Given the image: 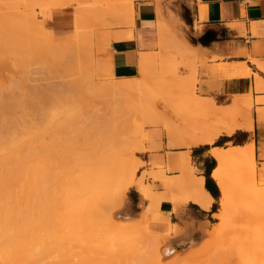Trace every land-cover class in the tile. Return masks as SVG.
Listing matches in <instances>:
<instances>
[{
  "label": "bare ground",
  "instance_id": "6f19581e",
  "mask_svg": "<svg viewBox=\"0 0 264 264\" xmlns=\"http://www.w3.org/2000/svg\"><path fill=\"white\" fill-rule=\"evenodd\" d=\"M128 5L130 6L128 11H124L126 23L130 21L129 17L134 16L133 2L131 1ZM190 47L192 48V46ZM143 61L145 63L141 62L142 70L149 62V57H145ZM225 65L220 67L221 72H228L229 66ZM249 70L247 66L239 64L230 67L232 73H247ZM128 83L120 82V86L116 84L113 87L122 90L129 86ZM7 85L6 87L10 88ZM5 101L0 102V106L2 103L4 107L5 104L6 107L10 105L11 102L6 101L7 103H5ZM199 102L200 99L193 96L188 100L190 108L197 106ZM17 103L19 104V102ZM60 107L63 108L56 109L54 114L61 111L64 116H70L71 112L66 109L65 105ZM219 108L227 110L225 107ZM148 112L151 113L150 110ZM5 113V111L4 113L0 111V264H215V261L219 262L218 264H264V240L261 239L255 241V245L252 243V246L254 245L253 254L248 253L251 252L249 250L251 246L247 242L248 245H246L249 247L246 249L245 246V251L248 250V252L245 255L243 253L241 257H237L236 254L237 249L240 250L239 248L233 250L239 246L235 245L241 243V239H237V237L236 240L232 239L233 243L236 241L235 244H232V247L235 246L232 251L228 248L232 252L230 253L232 256L224 248H218L219 252H217L218 250L214 251L217 252L216 257H213L214 253L185 255L187 250L197 242V239L189 233V228L170 222L168 220L170 218H167L170 228V232L167 234L145 231L146 228L143 229L138 225L143 217L133 215L125 194L130 186L137 184L142 196L150 201L144 211V213L147 212L146 215L142 214L144 218H151L153 216L152 205L157 209L163 201L173 203L175 208L188 201L208 207L211 196L205 188V178L196 173L190 155L182 149L191 144H214L219 134L231 133L236 126L224 128L214 124L215 132L198 137L190 131L183 132L166 124L169 127L165 126L170 147L182 150L181 157L176 163L180 171L177 174H168V168L151 171V177L159 181L165 189V192H159L162 194H157L158 192L156 193L152 184L145 182L144 177H147V174L140 175L139 179L136 178L138 165L142 161L135 158L133 152L125 153L123 151L124 153H121L122 151H119L118 154L112 150L110 142L114 140L108 133L113 127L110 129L105 127V130L96 127L89 130V127L73 131L61 145L65 147H63L65 150L67 149L66 152L61 150L66 154L68 152L66 156L58 158V156L54 157L52 154L46 153L50 152L47 150L50 147V149L53 148L51 151L54 152L53 154H58L55 151H59L60 146L58 145L57 150L54 145L61 142L54 139L46 144H49V147L44 146L46 148L44 150H47L44 151V154L47 156L43 152V156H39L38 153L37 155L33 153L35 151H31L35 147L36 139L34 127L26 126L28 134L26 137H30L28 141L31 138L34 139V142L32 139L28 142L26 138L24 144L20 141L22 137L20 136V139V133L17 131L19 125L11 119L13 115L9 118L10 115L8 114L9 117H7L8 115ZM152 116H150L151 119ZM156 116L153 118L155 122ZM205 116L209 118L207 120L211 121L214 112L209 109ZM155 122L151 120V123ZM236 125L241 126V124ZM78 135L82 140L76 139ZM122 135L124 136V134ZM120 139L119 141L122 140V143L123 138ZM142 147L144 150L148 148L146 145ZM210 153L218 161L212 175L221 189L220 208L215 214L219 221L215 223L212 235L216 238L223 236L231 228L230 224H239L241 221L242 225L243 222L250 221V219L252 224L248 223L252 229L249 227L250 230L246 231L248 225L246 223V226L243 224L245 228L241 229L239 233L246 231L245 234L251 232L254 234L255 227L252 226L260 224V218L264 217V187L259 185L255 175L254 144L214 147ZM59 156L62 155L59 154ZM114 182L117 184V189L119 185L118 202L120 207L116 211L108 213L107 207L105 208L104 205H110L116 201L112 190ZM174 191L179 194H175ZM240 194L251 199L250 201L246 197L251 202V207L247 209L249 207L247 205L245 211V208H242L243 212H239L242 215L240 214L238 217V212L235 216L233 214L237 209L236 200ZM246 201H244L245 204ZM241 204L243 206L244 203ZM160 217L158 215V218ZM254 219L257 221L255 222ZM263 222L260 226L264 225ZM161 225L158 224V226ZM262 229L261 231H264ZM252 237L253 235L248 238L252 239ZM254 237L257 236L254 234ZM139 239L145 241H143L145 245H141L142 247L136 246V241ZM244 240L246 241V239ZM244 242L242 241L243 245H240L244 246ZM227 244L223 245L227 246ZM254 250H258L260 254ZM49 255L57 257L54 262L45 261Z\"/></svg>",
  "mask_w": 264,
  "mask_h": 264
},
{
  "label": "rangeland",
  "instance_id": "374dc122",
  "mask_svg": "<svg viewBox=\"0 0 264 264\" xmlns=\"http://www.w3.org/2000/svg\"><path fill=\"white\" fill-rule=\"evenodd\" d=\"M131 1L135 4L136 1L144 0H88L87 2H82L78 4L74 30L67 35H63L54 32L49 27V20L53 14V9L67 5V0L62 5L56 3L59 6H53L55 4L53 0H0V94L2 95H0V100H2L0 102H3V100L11 102H8L10 105H7V107L11 106L8 109L6 104L4 107L2 103L0 111L3 113L5 111V114H9L10 117L9 115L7 116L9 118L13 115L11 119L19 125L17 131L20 133L19 137H22L20 141L24 144L26 143L25 139L27 138L28 141V138H30L26 137L28 136L26 126L34 127L36 139L35 147L31 151H35L36 153H33L36 155L38 153L39 156H43L44 149L50 146L46 144L52 142L53 139L61 142L54 145L56 149L60 146L58 148L59 151H55L58 154H53L54 152H51L53 148L51 150L50 147L49 149L47 148L50 152L47 150L45 152L48 155L52 154L54 157L58 156V158L66 156L68 154V152L67 154L65 153L67 149L65 150V147L61 145L73 131L76 132L79 129L89 127V130H93L95 127L104 130L105 127L109 129L113 127L114 129H110L108 133L114 140L110 142L112 150H115L118 154L121 151V153L133 152L135 158L142 161L138 165L136 178L139 179L140 175L147 174V177H144L145 182L151 183L156 193L158 192L157 194H162L159 192H165V189L159 181L151 177V171L168 168V174L179 173L180 168L176 166V163L181 157V151H186L190 155L192 146H194L191 144L180 151H178L179 148L170 147L167 128L172 125L174 129H179L183 132L190 131L199 137L215 132V125L224 126L223 120H215L214 118L211 121L207 120L209 118L205 116V113L210 107L203 102L202 98L198 97L200 102L197 106L189 107V98L199 96L196 86L199 68L207 65L209 59L200 54L193 56L179 49L176 43V36L184 38L192 44L195 43V38L186 25H184L185 30H182L180 26L171 24L172 35L171 33L169 34L170 36H168V39L158 51L152 52L151 59L147 62L139 77H134L133 79H116L113 77L110 62L105 55L111 42L108 39L110 36L109 29L121 25L119 23L120 18L115 15V11H128L130 7L128 4ZM172 1L161 0L163 6L171 4ZM125 2H128L126 3L127 5ZM51 7L52 9L50 10ZM184 11L185 15H187L186 7ZM120 82H129L130 84L128 83L129 86L122 90L113 87L116 84L120 86ZM6 85L10 86V88H7ZM6 101L5 103H7ZM63 105L68 111L70 110V116H64L61 111L54 114V111L63 108L60 107ZM147 110H150L151 113ZM144 115L145 117H143ZM150 116H152V119ZM154 116H156L155 120L157 123L153 119ZM164 117H166V120ZM151 120L155 123H151ZM166 124H169V127ZM118 138H123L124 143L122 142V144V140L120 139L121 141H119ZM76 139H79V135ZM32 140L34 142V139ZM144 145L148 146V150L142 149ZM190 147L192 148L190 149ZM62 149L65 150V152L62 151L63 154L61 152ZM188 149H190V153ZM29 153L32 154V152ZM59 154L62 156H59ZM190 158L198 174L197 159L194 158L192 153ZM253 162L257 181L261 187H264V162L256 159L255 154ZM116 186L117 184L115 183L114 189L112 188L116 201L113 202L114 204L104 205L105 208L107 207L108 213H112L120 207L118 202L120 196L119 185L118 189ZM135 190H138L137 184L130 186L125 194L133 215L135 217L139 215L143 217L138 225L143 227V229L146 228L144 229L145 231L148 230L156 234H167L170 232L166 221L167 217L171 219L170 211L167 210L168 201L161 202L160 207L157 209L156 207L154 208L153 203L150 204L152 205L153 216L144 218L142 214L150 201L142 196L144 199L140 204H137L134 195ZM176 193L179 194L177 191ZM242 196H244L243 199H241ZM238 197L237 200L239 201L236 200V203L241 206L236 207L237 209H235L236 211L233 215L235 216L238 212L237 215L239 217L243 212L242 208H245V211L247 205L249 206L247 209L251 207V199L246 196L249 201L243 194ZM243 200L248 201L245 204ZM169 203L173 205V203ZM241 203L245 205L243 204L242 206ZM181 205L176 208L174 205L172 207L177 211ZM219 206L218 199L216 211ZM157 214L161 217L158 218ZM154 215L157 217L153 218ZM175 219L173 217V220ZM263 219L264 217H261L260 221L258 220L260 222V224L257 223L258 226L255 223L252 226L253 228L255 227L253 233L257 237H254L252 232L249 233L250 235L245 234L247 229H252L248 223L251 219L245 223L243 222L242 225L241 221L239 224H230L231 228L228 232L218 238L212 235L214 225L219 221L216 217L209 223H200L197 226L194 223H186L187 225L185 224L183 227L189 228L197 242L187 250L185 255L214 253L212 255L216 257L215 254L219 252L218 248H224L230 255L232 248L239 245L233 250L239 248L241 251L237 249V252H239H234H236L237 257H241L243 253L244 255L245 253L247 254L248 250L245 251V246L248 249V244L251 246L249 247L251 252L248 253L253 254L254 242L260 239L264 240V231H261L262 228L264 229V225L260 226L261 222L264 221ZM159 221L164 223V227L160 229L158 228ZM243 224L244 226L247 225L246 231L242 232L244 234L239 233L241 229L245 228ZM233 225L234 227L232 228ZM245 235L250 238L253 235V237L249 239ZM236 237L241 239V243L240 240L239 243L242 245V241L244 242V239H246L244 246L237 244L232 247V244L236 243L234 240L233 243L232 239L236 240ZM143 241L144 239L137 240L136 246L142 247L141 245H145V241ZM224 242L226 244L230 243L225 246L223 245L225 244ZM252 243H254L253 246ZM228 245L231 246L229 247ZM228 248L231 250L229 251ZM216 250L218 251L214 252ZM254 251L259 253L258 250ZM55 258L57 257L49 255L45 258V261L52 263ZM215 262V264L219 263Z\"/></svg>",
  "mask_w": 264,
  "mask_h": 264
},
{
  "label": "crops",
  "instance_id": "0c3cea01",
  "mask_svg": "<svg viewBox=\"0 0 264 264\" xmlns=\"http://www.w3.org/2000/svg\"><path fill=\"white\" fill-rule=\"evenodd\" d=\"M53 1V6H59L66 0ZM67 1V5L53 9L49 20V27L63 35L74 30L78 4L88 0ZM133 8L134 16L129 17L127 23L125 12L116 10L121 25L109 29L111 42L105 55L113 77H139L142 63H145L143 60L145 57L150 60L152 52L158 51L166 42L172 31L171 24L182 30L186 25L195 43L176 36L179 49L209 59L207 65L199 68L197 97L209 105L215 120H223L224 128L236 126L231 133L219 134L214 144L201 143L190 147L197 159L198 174L205 178V188L211 196L210 205L204 207L188 201L175 211L173 205L167 203L170 222L182 227L186 223L195 226L209 223L220 208L213 209L218 199L220 204L221 198L220 186L212 175L218 165L216 157L210 153L212 148L254 144L256 159L264 162V0H173L164 6L161 0H144L133 2ZM237 64L247 66L249 72L232 73L230 67ZM222 65L229 66L228 72H221ZM207 179L217 197L206 187ZM134 195L140 204L144 199L140 191L135 190ZM160 224L159 229L164 227V223ZM189 233L193 236L190 230Z\"/></svg>",
  "mask_w": 264,
  "mask_h": 264
},
{
  "label": "trees",
  "instance_id": "16d2710c",
  "mask_svg": "<svg viewBox=\"0 0 264 264\" xmlns=\"http://www.w3.org/2000/svg\"><path fill=\"white\" fill-rule=\"evenodd\" d=\"M216 144H220V143H219V142H216ZM209 181H210V180L207 179V181H206V187L212 192V194H213L215 197H217V194L211 190V188H210V186H209ZM213 209L216 210V204L214 205V208H213Z\"/></svg>",
  "mask_w": 264,
  "mask_h": 264
}]
</instances>
